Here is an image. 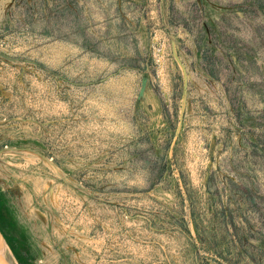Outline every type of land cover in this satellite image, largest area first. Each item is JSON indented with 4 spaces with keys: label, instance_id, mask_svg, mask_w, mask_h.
I'll list each match as a JSON object with an SVG mask.
<instances>
[{
    "label": "rangeland",
    "instance_id": "obj_1",
    "mask_svg": "<svg viewBox=\"0 0 264 264\" xmlns=\"http://www.w3.org/2000/svg\"><path fill=\"white\" fill-rule=\"evenodd\" d=\"M0 224L19 264H264V0H0Z\"/></svg>",
    "mask_w": 264,
    "mask_h": 264
},
{
    "label": "water",
    "instance_id": "obj_2",
    "mask_svg": "<svg viewBox=\"0 0 264 264\" xmlns=\"http://www.w3.org/2000/svg\"><path fill=\"white\" fill-rule=\"evenodd\" d=\"M0 264H19L0 224Z\"/></svg>",
    "mask_w": 264,
    "mask_h": 264
},
{
    "label": "trees",
    "instance_id": "obj_3",
    "mask_svg": "<svg viewBox=\"0 0 264 264\" xmlns=\"http://www.w3.org/2000/svg\"><path fill=\"white\" fill-rule=\"evenodd\" d=\"M222 215V218H225L226 215L224 213L221 214ZM201 226V223L197 222V219L195 221V227L196 229L198 230L199 233H201V229L199 228Z\"/></svg>",
    "mask_w": 264,
    "mask_h": 264
}]
</instances>
